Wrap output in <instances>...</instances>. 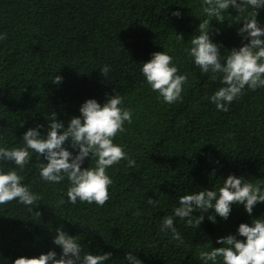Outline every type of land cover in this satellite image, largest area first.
I'll use <instances>...</instances> for the list:
<instances>
[{"label":"trees","instance_id":"obj_1","mask_svg":"<svg viewBox=\"0 0 264 264\" xmlns=\"http://www.w3.org/2000/svg\"><path fill=\"white\" fill-rule=\"evenodd\" d=\"M200 2L0 0V32L6 34L0 41V145L21 146L22 133L37 123L44 125L43 133L52 112L67 126L86 99L102 103L114 90L133 111L132 123L125 124L114 143L136 162L135 167L121 161L108 169L114 184L104 206L79 201L57 206L68 181H42L41 161L33 153L18 171L39 201L32 212L15 200L0 205V258L11 264L19 256L49 250L58 258L61 250L52 237L63 226L80 239L82 252L111 253L107 264H121L130 251L142 264H185L180 257L186 264H202L198 251L209 241L219 247L217 237L235 234L240 223L264 214V203L254 207L251 218L242 205L233 204L226 220L216 216L213 223L205 213L197 228L177 219L185 246L159 231L162 216L171 214L186 192L216 188L229 174L264 183V88L245 89L227 112L209 102L219 80L201 73L186 53L204 18ZM176 11L180 17L172 15ZM229 11L232 16L226 14L225 21H210L219 29L211 38L221 45L222 56L247 42L237 34L242 22L236 11ZM257 20L264 25V9ZM162 50L187 76L182 99L174 104L159 99L139 72L140 63ZM104 64L112 68L107 78L99 72ZM55 75L63 78L60 84L52 83ZM94 164L85 158L81 167ZM148 198L159 200V207L146 205ZM137 208L143 211L140 217L133 215Z\"/></svg>","mask_w":264,"mask_h":264},{"label":"clouds","instance_id":"obj_2","mask_svg":"<svg viewBox=\"0 0 264 264\" xmlns=\"http://www.w3.org/2000/svg\"><path fill=\"white\" fill-rule=\"evenodd\" d=\"M200 9L204 18L199 20L195 34L191 35L186 53L201 73L210 72L212 80H219L221 86L208 100L217 110L227 112L229 105L239 99L245 89L255 91L264 88V25L257 20L259 10L264 9V0H201ZM230 9L236 11L237 22H242L237 34L247 42L225 50L226 55L222 56L221 45L211 38L213 32L219 34V29H213L210 21H225L226 14L232 16ZM172 15L180 17L181 13L176 11ZM231 24L229 22V26ZM176 35L183 40L181 35ZM5 38L6 34L0 32V41ZM111 71L108 64L99 69L105 78ZM139 72L151 91L164 103L174 104L182 99L187 76L179 72L168 52L152 53L149 60L139 64ZM62 80L61 76L55 75L52 83L60 84ZM105 95L102 103L94 98L86 99L79 106V115L71 117L67 126L52 112L43 133L39 129L44 125L37 123L22 133L21 146L0 145V205L15 200L26 206L29 212L37 205L38 194L23 183L24 177L18 171L29 163L33 153L41 161L37 167L42 181L51 184L68 181L57 206L65 202L75 205L78 201L97 207L105 205L110 199L109 189L114 184L108 169L121 161L126 162V167L136 165L124 146L114 143L117 134L126 131L125 124L132 123L133 111L123 106L124 97L114 90L113 95ZM85 158L94 159V166L82 168ZM4 162L13 166L5 168ZM259 203H264V183H253L250 179L229 174L216 188L181 195L176 206L171 208V214L162 216L159 231L165 235L170 233L178 246H185L175 226L177 219L186 227L197 228L205 213L213 223L216 216L226 220L233 204L242 205L251 218L254 207ZM145 204L155 209L160 201L148 198ZM194 212L200 215H193ZM133 215L140 217L143 211L137 208ZM79 241L63 226L57 227L52 243L61 250L58 258L55 251L49 250L38 256H19L11 264H107L111 253L93 255L88 251L82 252ZM216 243L220 246L211 247L209 241L198 251L202 264H264V214L251 218L250 223H240L235 234L217 237ZM180 260L187 263L181 257ZM125 262L142 264L131 251L125 253L121 264ZM0 264H8L7 259L0 258Z\"/></svg>","mask_w":264,"mask_h":264}]
</instances>
